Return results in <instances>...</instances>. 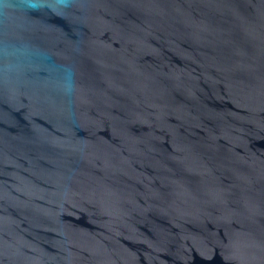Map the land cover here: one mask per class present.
Returning a JSON list of instances; mask_svg holds the SVG:
<instances>
[{
	"label": "water",
	"instance_id": "obj_1",
	"mask_svg": "<svg viewBox=\"0 0 264 264\" xmlns=\"http://www.w3.org/2000/svg\"><path fill=\"white\" fill-rule=\"evenodd\" d=\"M0 264H264V0H0Z\"/></svg>",
	"mask_w": 264,
	"mask_h": 264
}]
</instances>
